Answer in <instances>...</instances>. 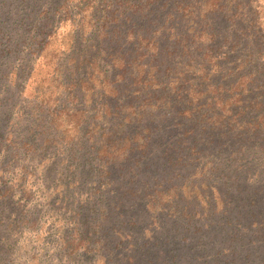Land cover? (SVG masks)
<instances>
[{
    "label": "rangeland",
    "instance_id": "rangeland-1",
    "mask_svg": "<svg viewBox=\"0 0 264 264\" xmlns=\"http://www.w3.org/2000/svg\"><path fill=\"white\" fill-rule=\"evenodd\" d=\"M120 5L0 0V264H163L165 255L187 249L217 264L231 256L260 264L263 234L244 236L249 217H242V237L231 242L233 233L208 218L199 219L204 231L196 234L162 226L160 216L145 211L147 200L130 198L159 166H136L134 173L142 172L130 185L120 173L127 166H103L96 158L99 136L108 132L103 113L117 53L108 28L118 24L113 15L127 16ZM257 205L264 222V204Z\"/></svg>",
    "mask_w": 264,
    "mask_h": 264
},
{
    "label": "trees",
    "instance_id": "trees-1",
    "mask_svg": "<svg viewBox=\"0 0 264 264\" xmlns=\"http://www.w3.org/2000/svg\"><path fill=\"white\" fill-rule=\"evenodd\" d=\"M121 1L127 16L113 15L118 24L108 28L117 53L103 113L108 132L99 136L96 158L103 166H127L120 173L130 185L142 172L134 173L136 166H159L129 193L147 200L145 211L160 216L162 226L196 234L204 231L199 219L208 218L233 233L226 237L231 242L242 237V217H249L244 236L261 230L264 241L257 212L264 204V171L250 164L264 166V3ZM85 64L78 60L76 67ZM171 182L178 186L168 188ZM259 258L263 264L264 252ZM233 259L227 263L244 264ZM161 261L219 262L195 258L189 249Z\"/></svg>",
    "mask_w": 264,
    "mask_h": 264
}]
</instances>
